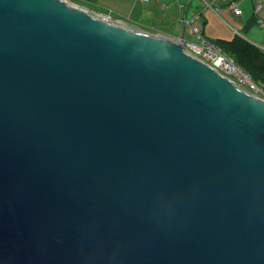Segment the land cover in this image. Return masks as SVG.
<instances>
[{"label": "water", "instance_id": "water-1", "mask_svg": "<svg viewBox=\"0 0 264 264\" xmlns=\"http://www.w3.org/2000/svg\"><path fill=\"white\" fill-rule=\"evenodd\" d=\"M182 38L0 0V264H264V99Z\"/></svg>", "mask_w": 264, "mask_h": 264}, {"label": "crops", "instance_id": "crops-1", "mask_svg": "<svg viewBox=\"0 0 264 264\" xmlns=\"http://www.w3.org/2000/svg\"><path fill=\"white\" fill-rule=\"evenodd\" d=\"M89 1L91 7L96 9L108 4L107 13L115 18L114 21L127 26L135 25L138 29H155L171 39L183 37L184 44L196 40L185 39V29L188 27L193 39L196 34L225 42L238 37L264 56V0H234L239 8L237 16L228 8V2L233 0H127V9H132L135 21L128 20L130 17H118L119 14L108 3L110 0L105 3ZM217 7L219 10L216 13L213 9Z\"/></svg>", "mask_w": 264, "mask_h": 264}, {"label": "rangeland", "instance_id": "rangeland-1", "mask_svg": "<svg viewBox=\"0 0 264 264\" xmlns=\"http://www.w3.org/2000/svg\"><path fill=\"white\" fill-rule=\"evenodd\" d=\"M69 4L71 5H75V6H80V7H83L85 8L89 13L93 14L94 16L98 17V18H101V19H105V18H109L110 22H113V23H116V24H120V25H124L130 29H134V30H137L138 28L135 27V25H129L127 26L125 23H121L120 21H114L115 18L111 17L106 10V6H108V4L106 5H101L99 7V9H96V8H92L91 5L89 4L90 1L89 0H66ZM89 2V3H88ZM101 3H105L107 2V0H100ZM108 3H110L114 9V11L119 14L118 17H122L123 19L125 17H130L131 19H128V20H136V16L135 15H132L133 12H132V9H127V0H110ZM206 6V4H205ZM108 16V17H107ZM224 22V21H223ZM196 23L193 24V26L195 27ZM227 25V24H226ZM228 28H230L232 30V28L227 25ZM186 28V27H185ZM188 27L185 29V39L186 40H195V38H191L190 35H189V32H188ZM143 31H146L148 33H151V34H155V35H164L163 33L159 32L158 30H155V29H141ZM166 36V35H164ZM234 38H238V37H234ZM229 58H231L233 60V62H239L241 56H238V55H230V54H227ZM245 60V63L243 65H245L246 69L248 70L249 74L246 73L245 70H243L241 68V66H239L238 64H236L235 62L233 64L236 65V67L239 69V70H242V72H244L250 82H251V85H254L256 87V90H252L248 85H245L243 82L240 81V78H241V75H237V79H238V82L240 84H238V86L245 90V91H248L254 95H257L258 97H261L264 99V84L260 81L259 77L257 76V74L255 73V71L253 69H251V66H252V62L253 61H249V57H247ZM250 75H252V77H250ZM252 78V79H251Z\"/></svg>", "mask_w": 264, "mask_h": 264}, {"label": "built area", "instance_id": "built-area-1", "mask_svg": "<svg viewBox=\"0 0 264 264\" xmlns=\"http://www.w3.org/2000/svg\"><path fill=\"white\" fill-rule=\"evenodd\" d=\"M228 8L232 11L235 16L239 14V8L236 1H229ZM258 8L259 6L256 7V9ZM213 10L217 13L219 7L214 8ZM105 20L110 19L105 18ZM195 39V42L184 44V50L188 54L210 65L219 73L230 78L237 86L238 84H240L238 82L237 75L240 74V81L243 82L245 85H248L252 90H256V87L254 85H251L248 76L244 72H242V70H239L236 65L233 64V60L229 58L228 55L212 40L207 39L201 34H196Z\"/></svg>", "mask_w": 264, "mask_h": 264}, {"label": "trees", "instance_id": "trees-1", "mask_svg": "<svg viewBox=\"0 0 264 264\" xmlns=\"http://www.w3.org/2000/svg\"><path fill=\"white\" fill-rule=\"evenodd\" d=\"M211 40L217 46H219L226 54L241 56L239 57V62H234L241 66V68L245 70L248 74L249 72L243 64L245 63L244 59L249 57V61H253L251 69L255 71L260 81L264 84V56L261 55L257 50H254L253 48H251L250 45L244 43L241 39L238 38L233 39L229 42L213 39ZM250 77H252V75H250Z\"/></svg>", "mask_w": 264, "mask_h": 264}]
</instances>
